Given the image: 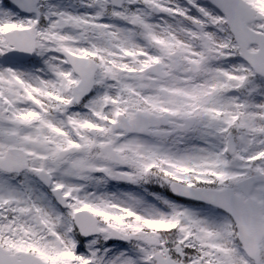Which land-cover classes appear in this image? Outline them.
<instances>
[{
    "label": "snow or ice",
    "instance_id": "1",
    "mask_svg": "<svg viewBox=\"0 0 264 264\" xmlns=\"http://www.w3.org/2000/svg\"><path fill=\"white\" fill-rule=\"evenodd\" d=\"M0 264H264V0H0Z\"/></svg>",
    "mask_w": 264,
    "mask_h": 264
}]
</instances>
